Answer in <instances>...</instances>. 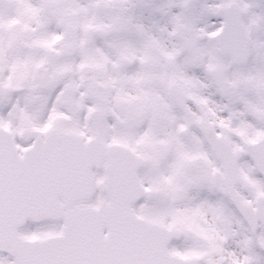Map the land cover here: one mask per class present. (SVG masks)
<instances>
[{
  "label": "snow or ice",
  "instance_id": "snow-or-ice-1",
  "mask_svg": "<svg viewBox=\"0 0 264 264\" xmlns=\"http://www.w3.org/2000/svg\"><path fill=\"white\" fill-rule=\"evenodd\" d=\"M0 264H264V0H0Z\"/></svg>",
  "mask_w": 264,
  "mask_h": 264
}]
</instances>
